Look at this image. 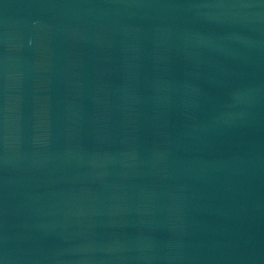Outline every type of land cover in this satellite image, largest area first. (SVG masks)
Returning a JSON list of instances; mask_svg holds the SVG:
<instances>
[{
	"label": "water",
	"instance_id": "1",
	"mask_svg": "<svg viewBox=\"0 0 264 264\" xmlns=\"http://www.w3.org/2000/svg\"><path fill=\"white\" fill-rule=\"evenodd\" d=\"M264 186V0H0V264H113Z\"/></svg>",
	"mask_w": 264,
	"mask_h": 264
}]
</instances>
